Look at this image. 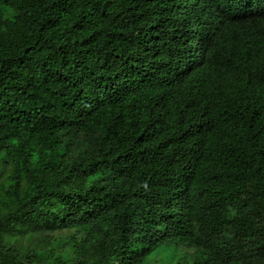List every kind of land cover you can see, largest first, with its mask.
<instances>
[{
    "label": "trees",
    "instance_id": "16d2710c",
    "mask_svg": "<svg viewBox=\"0 0 264 264\" xmlns=\"http://www.w3.org/2000/svg\"><path fill=\"white\" fill-rule=\"evenodd\" d=\"M0 264H264V0H0Z\"/></svg>",
    "mask_w": 264,
    "mask_h": 264
}]
</instances>
